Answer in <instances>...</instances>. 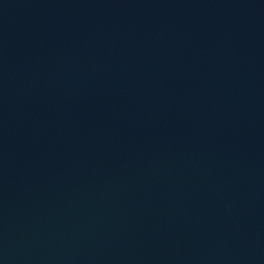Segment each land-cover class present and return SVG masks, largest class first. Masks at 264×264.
I'll list each match as a JSON object with an SVG mask.
<instances>
[{
  "label": "water",
  "instance_id": "95a60500",
  "mask_svg": "<svg viewBox=\"0 0 264 264\" xmlns=\"http://www.w3.org/2000/svg\"><path fill=\"white\" fill-rule=\"evenodd\" d=\"M0 264H264V0H0Z\"/></svg>",
  "mask_w": 264,
  "mask_h": 264
}]
</instances>
